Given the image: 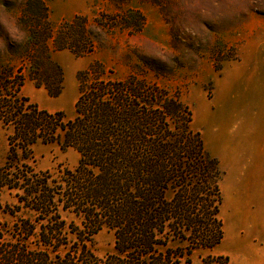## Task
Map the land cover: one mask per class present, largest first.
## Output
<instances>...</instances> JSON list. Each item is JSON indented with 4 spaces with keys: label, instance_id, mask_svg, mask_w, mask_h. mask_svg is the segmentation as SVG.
Returning a JSON list of instances; mask_svg holds the SVG:
<instances>
[{
    "label": "trees",
    "instance_id": "obj_1",
    "mask_svg": "<svg viewBox=\"0 0 264 264\" xmlns=\"http://www.w3.org/2000/svg\"><path fill=\"white\" fill-rule=\"evenodd\" d=\"M22 12L29 37L21 65L0 63L8 142L0 197L14 199L0 203L9 217L0 221V264H193L196 251L221 245L224 172L180 92L138 75L105 79L92 65L77 75L74 117L41 108L23 94L27 80L59 96L64 73L53 53H92L93 28L104 25L78 15L54 27L43 0H29ZM39 144L72 149L77 165L37 169ZM104 229L115 244L100 259L93 246ZM201 264L232 262L209 254Z\"/></svg>",
    "mask_w": 264,
    "mask_h": 264
},
{
    "label": "rangeland",
    "instance_id": "obj_2",
    "mask_svg": "<svg viewBox=\"0 0 264 264\" xmlns=\"http://www.w3.org/2000/svg\"><path fill=\"white\" fill-rule=\"evenodd\" d=\"M28 1L0 0V63L15 69L29 37L21 22ZM43 1L54 27L78 15L104 26L93 28L98 42L92 53H53L64 73L59 96L29 80L23 94L72 118L77 75L92 65L105 79L138 75L179 91L192 110L193 127L224 172V240L213 250L196 251L193 264L209 254L228 256L232 264H264V0ZM7 154V133L0 128V167ZM35 156L40 170L73 169L79 160L72 149L40 144ZM0 203H14L13 196L2 193ZM8 219L0 212V221ZM114 244V233L104 229L93 249L104 259Z\"/></svg>",
    "mask_w": 264,
    "mask_h": 264
}]
</instances>
